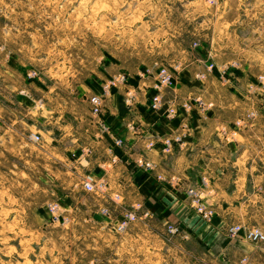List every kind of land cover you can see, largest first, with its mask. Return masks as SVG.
I'll return each mask as SVG.
<instances>
[{"label": "crops", "instance_id": "crops-1", "mask_svg": "<svg viewBox=\"0 0 264 264\" xmlns=\"http://www.w3.org/2000/svg\"><path fill=\"white\" fill-rule=\"evenodd\" d=\"M179 1L184 7L180 17L173 15L170 0H158L157 10L137 18L135 24L142 32L141 43L136 46H143L152 60L137 62L134 70L123 68L115 77L98 74L76 86L73 89L76 95L70 97V102L81 100L85 104L82 111L76 107L50 110L42 102L45 110L36 118L38 125L25 123L28 136H23L24 130L11 133L7 127L4 134L20 136L24 143L19 147L33 144L35 150L46 156L43 169L47 181L57 185L56 192L64 205L75 202V207H79L81 203L88 210L87 198L99 209L107 205L109 224L120 218L125 208L140 201L161 224L178 223L191 239L224 248L230 240L227 227L231 218L244 217L241 201H247L250 216L251 206L261 208L256 201L264 200V172L258 170L264 161L263 166L256 161L248 130L233 133L236 119L225 117L226 111L235 108L241 98H249L253 87L250 65L241 59L245 38L239 30L255 17L248 11L251 0H216L215 5L208 0ZM183 35L189 38L184 40ZM195 41L199 42L198 47L193 46ZM229 51L240 58L238 67L230 69L237 74L232 80L223 78L221 67L235 61L226 54ZM156 55H162L161 64L178 63L180 69L172 85L162 92L161 106L155 110L150 108L149 100L156 93L154 84L159 66ZM207 55L211 58H206ZM111 61L118 63L117 58ZM208 61L215 63L211 70L205 66ZM197 73L205 76L198 78ZM121 76L126 80H119ZM7 79L8 73H0V83L4 85V92L0 90V123L6 119L12 122L9 127H13L17 121L24 122V117L18 119L12 111L13 105L22 103L19 94L24 91ZM94 94L105 98L103 118L113 137L121 139V145L115 144L111 136L103 135L94 122L89 100ZM193 96L201 97L204 109L194 102L190 107L184 105ZM171 107L175 108V114L169 117ZM9 109L12 110L6 117L3 111ZM28 109L27 115L32 118L31 107ZM184 127L185 141L171 153L164 154L160 144L147 148L151 137L173 135ZM31 132L40 133L41 140L35 142ZM139 157L152 160L156 166L144 177L136 164ZM87 173L104 177L110 191L121 194V202H107L85 191L82 178ZM157 174L166 180H158ZM191 188L199 190L203 201L215 207L211 220L196 213L188 194ZM44 210L46 213L45 207ZM136 224L138 221L131 227ZM247 242L251 257L264 243ZM218 258L225 260L223 255Z\"/></svg>", "mask_w": 264, "mask_h": 264}, {"label": "rangeland", "instance_id": "rangeland-1", "mask_svg": "<svg viewBox=\"0 0 264 264\" xmlns=\"http://www.w3.org/2000/svg\"><path fill=\"white\" fill-rule=\"evenodd\" d=\"M213 1L211 5L217 3ZM170 3L173 15L180 17L183 5L179 0ZM155 5L158 0H0V73H8L7 80L24 91L19 94L21 104L3 111L8 117L12 110L24 122L17 121L13 127L6 119L0 123V264H264V243L254 259L248 254L250 244L243 232L236 237L227 235L230 240L224 248L197 242L178 223L161 224L155 216L139 220L125 232H113L112 222L107 224V215L90 198L86 199L88 210L81 203L79 207L75 202L64 205L57 185L47 181L46 156L33 144L19 147L24 143L20 136L4 134L6 127L12 133L24 130L25 123L37 126L36 118L45 110L42 102L50 110L76 107L82 111L85 104L81 100L70 102L76 86L98 74L115 77L123 68L134 70L137 62L152 60L143 46H136L141 43L142 29L135 23L146 12L157 10ZM248 8L255 20L240 27L239 33L245 38L241 59L250 65L253 87L249 98H241L225 117L241 121L236 132L248 130L249 145L262 165L264 0H251ZM226 54L240 61L233 51ZM114 58L118 63L111 61ZM154 58L159 65L165 64L160 63L162 55ZM236 75L229 70L223 78L232 80ZM28 107L32 118L27 115ZM28 134L24 130L23 136ZM258 170L263 173L264 166ZM50 203H56L58 210L50 211ZM246 203L241 201L244 217H232L229 226L264 227V200L256 201L261 208L251 206L250 216Z\"/></svg>", "mask_w": 264, "mask_h": 264}, {"label": "built area", "instance_id": "built-area-1", "mask_svg": "<svg viewBox=\"0 0 264 264\" xmlns=\"http://www.w3.org/2000/svg\"><path fill=\"white\" fill-rule=\"evenodd\" d=\"M210 3H213V0H208ZM194 47L199 46V42L195 41L193 43ZM206 58H211V55H207ZM238 61L229 62L222 67V73H226L228 70L232 68L238 67ZM207 70H211L215 63L214 61H208L205 64ZM180 69V65L173 64L172 66L168 65H159L156 73V82L154 84L156 88V93L150 98L149 105L152 109H159L162 103V92L170 87L174 82L176 76L175 73ZM196 76L198 78H202L205 76L204 73H197ZM119 80L125 81L126 77L121 76L118 77ZM104 97L103 95L94 94L90 97L91 103V112L93 114V119L96 125L99 127L100 132L104 135L111 136L115 139V144L121 145L122 141L120 138L113 137V131L111 127L106 123L103 118V107H104ZM131 101V100H130ZM198 105L201 109H204V103L201 97L193 96L192 100L188 103H184L186 107H190L193 105ZM175 114V108L171 107L169 109V117ZM253 115V112L251 113ZM241 121H237L233 125V133L236 132L237 125H240ZM185 128L183 131H180L173 135H165V136H153L147 142V148L151 149L155 145L160 144L162 147V152L164 154L171 153L175 147H181L184 143L185 136ZM31 138L34 141L40 140V135L38 133H31ZM137 166L141 169L142 175H147L151 173L155 169V163L144 157H139L136 160ZM157 179L165 181L166 179L162 174H157ZM82 186L85 191L94 193L98 197L104 199L107 202L118 203L121 202L122 196L118 192L110 191L109 184L107 180L97 174L87 173L82 178ZM188 194L190 196L191 204L193 205L196 213L201 216L205 220H211L215 215V210L212 206L208 205L200 196V193H197L195 189H189ZM50 211L58 210V205L56 203H50L48 205ZM101 212L105 215L110 214V209L107 205L101 208ZM153 216V212L151 209L146 208L145 205L140 202H134L129 207L125 208L122 216L117 220L113 221L110 225V229L116 233H122L128 230V228L135 222L142 220L144 218H149ZM243 232L246 240L252 243H260L264 241V230L257 226H243L241 224H235L227 227L228 235L232 237H236Z\"/></svg>", "mask_w": 264, "mask_h": 264}, {"label": "trees", "instance_id": "trees-1", "mask_svg": "<svg viewBox=\"0 0 264 264\" xmlns=\"http://www.w3.org/2000/svg\"><path fill=\"white\" fill-rule=\"evenodd\" d=\"M142 176L144 177L145 175H142ZM165 213L168 214V211H165Z\"/></svg>", "mask_w": 264, "mask_h": 264}]
</instances>
